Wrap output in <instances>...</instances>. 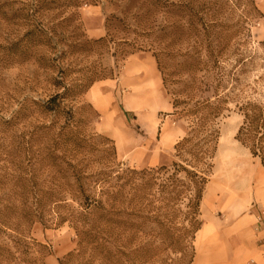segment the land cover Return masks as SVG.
I'll return each mask as SVG.
<instances>
[{
  "label": "trees",
  "instance_id": "1",
  "mask_svg": "<svg viewBox=\"0 0 264 264\" xmlns=\"http://www.w3.org/2000/svg\"><path fill=\"white\" fill-rule=\"evenodd\" d=\"M60 1L34 0L28 11L39 12ZM128 3L135 10L132 18L139 28V32L132 31L137 36H152L147 40L148 51L156 60L163 88L171 97L172 115L185 125L184 135L174 146L176 160L169 167L122 168L113 142L98 151L91 143L92 136L78 133L70 124L72 121L62 124L55 134L53 125L40 122L31 135L33 142L42 144L27 148L32 155L26 177L19 180L20 192L0 193V236L16 235L15 250H20L26 239L10 226L42 218L46 212L59 225L67 223L77 238V249L60 258L58 264H125L133 257L146 262L159 254L149 252L159 250L160 245L178 246L180 254L193 249L202 225L200 204L219 139L217 121L229 111L230 104L241 117L235 139L264 167V75L251 83L241 80L257 59L264 62L255 53L247 55L246 40L241 42V38L250 37L251 28L263 17L255 1ZM23 11L25 8L19 10ZM158 15L165 24L153 30L149 24ZM107 22L106 38L94 43L111 42L116 57L141 50L142 45L136 41H115L109 34L110 30L125 32L129 25L115 16ZM257 44L264 50V41ZM65 74L62 69L59 82L52 84L59 91L44 101H24L9 120L1 118L0 125L18 123L31 109L42 117L63 113L66 100L85 89L83 84L67 85ZM161 174L166 175L163 181ZM10 199L20 205H11ZM147 222L155 226L152 237L158 241L150 240L135 253H125V234L136 233ZM88 248L91 253H85ZM193 258L194 255L189 264ZM0 264L46 263L33 253H10L0 246Z\"/></svg>",
  "mask_w": 264,
  "mask_h": 264
},
{
  "label": "rangeland",
  "instance_id": "2",
  "mask_svg": "<svg viewBox=\"0 0 264 264\" xmlns=\"http://www.w3.org/2000/svg\"><path fill=\"white\" fill-rule=\"evenodd\" d=\"M33 1L0 0V119L9 120L24 101L27 104L31 100L44 101L59 91L52 84L59 82L62 69L66 70L67 85L83 84L85 89L72 94L59 115L42 117L31 109L18 123L8 127L0 125V193L20 192L19 180L26 177L32 155L27 153V148L42 144L33 142L31 135L33 127L40 122L53 125L52 134H55L62 124L72 121L70 124L78 133L92 136L91 143L98 151L113 142L122 168L169 167L176 160L174 146L184 135L185 125L172 115L171 97L163 88L156 60L148 51L147 40L152 36H137L132 31L139 32V28L132 18L135 10L128 0H61L56 6L48 5L39 12L28 11ZM254 1L263 17L251 28L250 37L241 40H246L247 55L255 53L264 58V50L257 44L264 41V0ZM21 8L25 11L19 12ZM111 16L130 27L125 32L110 30L112 38L136 41L142 45L141 50L116 57L111 42L94 43L106 38L107 20ZM164 24L163 17L158 15L149 25L156 30ZM248 69L241 78L244 83L263 77L264 62L257 59ZM96 84L102 85L99 100L90 95L91 87ZM240 123L241 117L233 104L217 121L219 139L204 189L205 205L199 217L203 222L207 218H220L223 222L224 207L230 196L239 190L237 187L241 188L240 183L247 180L249 187L251 177L264 172L259 161L235 139ZM165 177L161 174L160 181ZM10 203L20 205L16 199H10ZM144 226L136 233L125 234V253H135L150 240L158 241L152 237L155 226L148 222ZM10 227L18 229L22 239H26L21 249L15 250L18 247L16 235L0 236V246L10 253H33L46 264H58L60 258L77 249L74 231L67 223L59 225L49 212L42 218ZM195 238L193 249L188 248L183 254L178 246L160 245L159 250L149 252L159 254L146 262L133 257L125 264H189L192 255L200 258L203 254L195 253ZM85 253H91L90 249Z\"/></svg>",
  "mask_w": 264,
  "mask_h": 264
},
{
  "label": "crops",
  "instance_id": "3",
  "mask_svg": "<svg viewBox=\"0 0 264 264\" xmlns=\"http://www.w3.org/2000/svg\"><path fill=\"white\" fill-rule=\"evenodd\" d=\"M101 89V84L92 86L90 95L99 100ZM251 178L249 187L244 180L228 199L223 222L220 218L202 221L195 253L203 254L195 256L192 264H264V221L259 227L255 222L259 211L264 210V172ZM204 201L203 193L200 213Z\"/></svg>",
  "mask_w": 264,
  "mask_h": 264
},
{
  "label": "built area",
  "instance_id": "4",
  "mask_svg": "<svg viewBox=\"0 0 264 264\" xmlns=\"http://www.w3.org/2000/svg\"><path fill=\"white\" fill-rule=\"evenodd\" d=\"M263 217H264V210H260L258 215L256 216V221H255L257 227L263 224L264 221Z\"/></svg>",
  "mask_w": 264,
  "mask_h": 264
}]
</instances>
